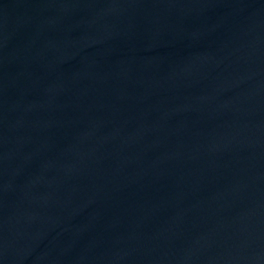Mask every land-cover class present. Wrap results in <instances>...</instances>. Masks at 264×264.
Here are the masks:
<instances>
[{"label":"water","instance_id":"95a60500","mask_svg":"<svg viewBox=\"0 0 264 264\" xmlns=\"http://www.w3.org/2000/svg\"><path fill=\"white\" fill-rule=\"evenodd\" d=\"M0 264H264V0H0Z\"/></svg>","mask_w":264,"mask_h":264}]
</instances>
